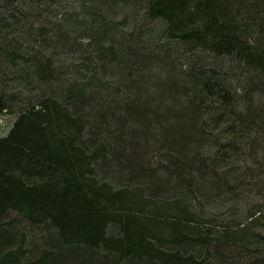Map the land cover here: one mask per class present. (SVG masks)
Returning <instances> with one entry per match:
<instances>
[{
    "label": "trees",
    "instance_id": "obj_1",
    "mask_svg": "<svg viewBox=\"0 0 264 264\" xmlns=\"http://www.w3.org/2000/svg\"><path fill=\"white\" fill-rule=\"evenodd\" d=\"M82 2L0 0V264H264V0Z\"/></svg>",
    "mask_w": 264,
    "mask_h": 264
},
{
    "label": "rangeland",
    "instance_id": "obj_2",
    "mask_svg": "<svg viewBox=\"0 0 264 264\" xmlns=\"http://www.w3.org/2000/svg\"><path fill=\"white\" fill-rule=\"evenodd\" d=\"M56 2H60L59 5L57 6L56 4H52L51 8H50V16L48 18H46L45 20H43L47 26L49 27H53V25L60 23V19L61 17H71L73 15H76V22L79 20H82L85 18L84 14H83V10L89 8V5L86 4V2H82V0H56ZM123 14H121L120 12H118V14L114 15V17L112 19H114L115 22H118V20L120 19V17ZM74 18V17H73ZM72 18V19H73ZM71 21H73L71 18H69ZM89 19L88 16L86 17V20ZM149 24V27L152 29V34L154 33V35H156V31H158V29L161 27L160 23H156V22H152V23H146V25ZM75 37V36H74ZM74 40L76 41V43H80V45L82 44V49L85 50V44L87 43L85 41L84 35L81 32H77V36L74 38ZM162 39H153L151 43L156 44L159 41H161ZM28 45V44H26ZM32 47V44H29L28 47ZM47 53L50 52V50L46 51ZM81 52H83V50H77L74 54L67 56L66 64H68V62L73 63V65L78 66L79 65V60L78 59V55L79 56H83L84 54H82ZM69 57V58H68ZM59 63H61L62 61H64L62 58H59ZM69 65V64H68ZM240 82H238V80H235L232 82L233 86H237L239 85ZM13 120V116L11 115H7V114H1L0 113V136H3L7 133L9 126L11 124ZM264 184V181H263ZM261 191V189H255L251 192V194H248V200L246 199L244 202L238 203V204H233L232 202L226 204L227 209H229L230 212L234 213L237 212L238 216L243 217L245 215V212L247 209H249L250 205H254V202H264V188L263 191L261 192L260 195L256 196L254 195L255 193H259ZM203 211L208 215V216H212L213 218H218L221 219L224 217V215L221 213L220 209H217L216 207H214L211 209H207L206 207L203 208ZM241 213V214H240ZM213 214H216L218 217H215ZM264 223V220L263 222Z\"/></svg>",
    "mask_w": 264,
    "mask_h": 264
}]
</instances>
